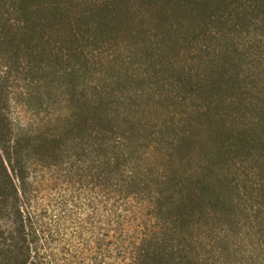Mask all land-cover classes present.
<instances>
[{"label":"trees","instance_id":"1","mask_svg":"<svg viewBox=\"0 0 264 264\" xmlns=\"http://www.w3.org/2000/svg\"><path fill=\"white\" fill-rule=\"evenodd\" d=\"M0 61V264H264V0H0Z\"/></svg>","mask_w":264,"mask_h":264},{"label":"rangeland","instance_id":"2","mask_svg":"<svg viewBox=\"0 0 264 264\" xmlns=\"http://www.w3.org/2000/svg\"><path fill=\"white\" fill-rule=\"evenodd\" d=\"M119 4L116 14H125L122 4ZM25 82L23 78L16 79L13 90L19 91L21 86H26ZM43 186L41 204L45 207V221L51 224L57 222L62 231H70L76 222H84L92 210L90 202L94 205L97 200L91 183L76 174L45 170Z\"/></svg>","mask_w":264,"mask_h":264}]
</instances>
